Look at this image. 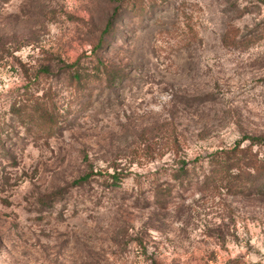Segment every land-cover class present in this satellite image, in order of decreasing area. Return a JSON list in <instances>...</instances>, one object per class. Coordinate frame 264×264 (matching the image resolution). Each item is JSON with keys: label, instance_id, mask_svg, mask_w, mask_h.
I'll return each mask as SVG.
<instances>
[{"label": "rangeland", "instance_id": "374dc122", "mask_svg": "<svg viewBox=\"0 0 264 264\" xmlns=\"http://www.w3.org/2000/svg\"><path fill=\"white\" fill-rule=\"evenodd\" d=\"M0 264H264V0H0Z\"/></svg>", "mask_w": 264, "mask_h": 264}, {"label": "trees", "instance_id": "16d2710c", "mask_svg": "<svg viewBox=\"0 0 264 264\" xmlns=\"http://www.w3.org/2000/svg\"><path fill=\"white\" fill-rule=\"evenodd\" d=\"M112 25H113L112 22L108 23V26H107L106 30L109 31L111 29ZM78 65H79L78 62H74V63L68 64V66L70 67V69H75V71H76L75 74L77 75L76 77L78 79H81V75H80L81 70L78 68ZM89 175L90 174H87L86 176H83L76 183H80V182L85 181L86 179H88Z\"/></svg>", "mask_w": 264, "mask_h": 264}]
</instances>
